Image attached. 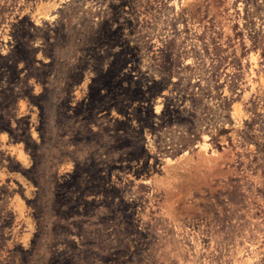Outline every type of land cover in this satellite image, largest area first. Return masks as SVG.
I'll return each mask as SVG.
<instances>
[{"label":"rangeland","instance_id":"rangeland-1","mask_svg":"<svg viewBox=\"0 0 264 264\" xmlns=\"http://www.w3.org/2000/svg\"><path fill=\"white\" fill-rule=\"evenodd\" d=\"M246 14L264 29V0H0V264H264Z\"/></svg>","mask_w":264,"mask_h":264},{"label":"trees","instance_id":"trees-1","mask_svg":"<svg viewBox=\"0 0 264 264\" xmlns=\"http://www.w3.org/2000/svg\"><path fill=\"white\" fill-rule=\"evenodd\" d=\"M245 29H247L248 32V36L251 40V45L253 47V49L255 50H260V55L262 58H264V29H262L259 26H254V23L250 20L249 15L246 14L245 16V22L244 25ZM238 34H241V32H239ZM214 76V73H212V80ZM209 89L212 91L214 89H217V86L215 85H211L209 87ZM184 94L188 95L191 97L192 102L196 105L199 104L201 99H202V94L201 92H193L191 93H187L184 90ZM207 94V93H206ZM185 97V96H183ZM230 101L231 100H226V99H220V102L218 104V108L221 110V115L219 114V117H221L223 119V121H230V117H229V105H230ZM149 115L148 117L151 118L154 116V113L152 110L148 111ZM160 117H161V123L159 124V128L165 127V126H169L171 124L172 119L171 118V112L168 108V105L165 104L164 107L161 110L160 113ZM215 117V116H212ZM200 119H198V117H196V115H193L192 119H188L187 123L185 125V136H183L180 139V143L179 145L182 147L187 146V144L190 142L195 141L198 138V134L195 133V130H198L201 125H200ZM211 127L209 128H214L215 130L217 129L216 133L214 135H211V139L213 140V142L216 144L218 137L220 135L226 134L230 131V128L228 127H224V125H222L221 127H216L215 125H209ZM257 144H259L257 142ZM27 150L29 147H26ZM32 156L35 157L36 156V152L32 151Z\"/></svg>","mask_w":264,"mask_h":264}]
</instances>
